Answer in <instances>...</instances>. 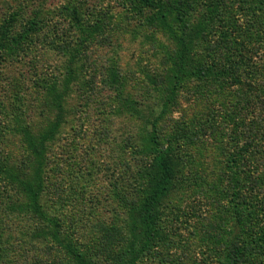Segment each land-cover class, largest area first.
Wrapping results in <instances>:
<instances>
[{
    "label": "rangeland",
    "instance_id": "1",
    "mask_svg": "<svg viewBox=\"0 0 264 264\" xmlns=\"http://www.w3.org/2000/svg\"><path fill=\"white\" fill-rule=\"evenodd\" d=\"M122 1L0 0V25L13 12L20 15L10 36L28 27L30 18L36 17L39 21L37 31L30 33L29 40L0 49V180L12 185L7 196L23 202L20 188L6 179L2 169L11 171V175L31 172L22 130L27 129L31 134L46 131L56 114L46 87L51 79L60 82L63 78L65 54L50 46L47 40H57L65 34L62 40L74 45L79 32L66 8L75 7L84 20L103 21L94 37L87 41V48L84 45L88 59L95 60L101 74L92 79L91 74L79 71L71 81L63 104L64 121L46 149L42 194L46 215L56 223L58 232L61 230L66 239L75 238L83 249H91L110 238L113 241L118 234L123 236L118 241L121 242L134 224L136 210L129 202L142 194L141 187L131 191L134 178L143 183L138 179L141 162L131 154V149L133 145H144L149 126L155 121L158 146L170 143L174 148V179L158 208L160 238L139 257L137 264L222 262L227 241L236 234H240L241 241L264 234V204L260 202L261 197L256 198L263 192L260 183L264 180V139L252 150L234 145L231 138L239 136L243 127L234 123L233 118H221L223 111L214 106L213 111L210 99L217 101L218 107L222 102L216 96L224 102L235 99L239 104L242 93L250 107L245 104L236 117L250 121L253 127L252 123L260 120L252 108L257 95L251 94L248 88L229 87L212 80L208 85L210 99L203 100L182 91L177 94L173 107L172 103L162 109L158 96L148 105L144 74L148 69H154L156 74L168 71L166 54L172 52V44L150 23L130 14ZM216 5L221 10L220 18L214 19V28L219 33L206 36L197 47L202 50L219 37L229 49L221 48L216 63L222 64L230 58L232 67L227 75H233L234 71L256 74L254 79L263 90L264 3L216 0ZM223 34L227 41L221 37ZM200 56L208 64L211 62L206 55ZM105 77L109 79L104 82ZM122 79L125 84L120 86ZM245 135H242L244 139ZM235 148L243 160L246 156L251 159L234 173L230 153ZM142 159L146 163L148 156L144 154ZM252 159L253 168L262 173L256 178L244 174ZM233 189L240 190L241 194L235 214H231ZM22 213V219L17 214L12 221L16 228L3 232L10 236L9 245L18 250L21 235L27 241L30 264L37 258H58L65 262L54 249L45 254V246L50 248L51 241L36 239L37 232L47 223ZM26 222H33L35 226ZM214 244L217 247L210 251ZM111 246L113 252L123 249L114 242ZM251 251L247 264H264V244Z\"/></svg>",
    "mask_w": 264,
    "mask_h": 264
},
{
    "label": "trees",
    "instance_id": "2",
    "mask_svg": "<svg viewBox=\"0 0 264 264\" xmlns=\"http://www.w3.org/2000/svg\"><path fill=\"white\" fill-rule=\"evenodd\" d=\"M259 1L261 4L264 3V0ZM122 2L125 3L130 14L138 15L142 21L150 23L155 30L166 36L169 45L172 44V52L166 54V70L168 71H165L163 74H156L154 69L146 68L150 70L149 72H145L143 78L144 93L147 95L145 98L149 100L148 105L156 101V97L158 96L162 103V109L169 108V105L172 103L173 107L176 103L177 94H180L182 91L188 93L187 95L201 97L203 100L205 98L210 99L208 97L210 90L208 85L212 80L216 81L217 84L229 87L248 88L251 94L257 95L252 108L255 109L253 114H257L256 116L260 120L252 123L253 127L250 126V121L245 122L244 118L236 117L245 104L250 107L249 100L246 101L243 98L245 95L243 96L242 93L239 94L241 96L239 97V104L234 101L235 99H229L224 102V99L216 96L222 102L220 103V107H218V102L216 101V104L212 100L213 98H211V108L213 111V106L218 108L219 111L222 110L224 116H221V118L225 120L233 118L234 123L243 127L242 130L240 129L239 136L231 138L234 145L240 144L242 147L245 146L246 149L252 150V147L255 148L257 143L261 144V140L264 139V89L262 90L260 84L254 79L256 74H250L248 71L245 73L234 71L233 75H227L232 67L230 58L222 62V64L220 62L216 63L217 57L221 55V48H223V51L225 48L229 49L226 43H222L219 40V37L214 43L212 42L203 46L202 50L197 47L201 45V41L206 36H213L219 33L217 28H214V19L220 18L221 14V10H218L216 5V0H123ZM66 9L68 14L72 15L73 24L79 32L74 45L69 44L68 40H65V42L62 40L65 34L57 40H47L48 43L50 42V46L65 54V74L63 78L60 82L56 78L51 79L46 87V92L50 95L52 104L56 108V114L46 131L31 134L27 129L22 130L23 142L31 159V172L20 175L14 173L11 175V171L2 169V172L7 177L6 179H9L11 183L20 188L24 200L23 202L18 201L17 198L13 200L10 196H7L12 185L0 180V183H2L0 184V236L4 237L0 238V264H30L29 260L27 261L28 249L25 245L27 243L26 239L20 235L21 238L18 239L17 250L16 247L13 248L9 245L8 238L10 236L4 234L6 231L11 232L12 229L16 228V226L12 225V221L17 214L22 219L20 216V214H23L22 212H25L32 220L38 219V221L47 223L46 226H43V229L37 232L36 239H41L42 237L51 241V245L48 246L50 248L45 246V249H47L45 254H50L51 250L54 249L65 260V262H60L58 258H37V261H31L33 264L35 262H39V264H111L112 258H115L113 264H137L139 257L157 242V238H160L158 208L161 200L170 191L174 179L173 164L175 160L172 156L174 148L171 147L170 143L167 146H163V144L158 146L160 141L158 140L159 137L157 138L155 134L157 128L154 123L155 121L149 126L147 137L144 141V145L147 148L144 150V145L141 143L139 146L133 145L131 149V154L136 155V160L141 162V171L138 179L143 180V183H138L136 178H134L131 191L133 192L135 188L141 187L140 193L142 194L137 198H133L132 202H129L133 209L135 208L136 210L135 219L131 228L128 225V234L125 235V238L121 242L118 241L123 236L118 234L114 236L113 241L110 238V240L103 241L101 244L91 246V249L95 250V252L93 250L91 252V249H83V247L75 242V238L68 236L66 239L65 235L61 234V230L58 232L55 229L56 223L52 222V219L46 215L43 209V168L46 162V149L64 121V114L62 113L64 111L63 104L68 95V89H71V81L76 79L79 71L82 74H91V78H94L97 74H101V67L96 68L95 60L92 58L88 59L86 48L87 41L94 37L95 33H97L96 31L102 26L103 21L101 22V20L97 19L94 22H90L84 20L75 7L69 6ZM17 14L13 12L0 25V49H3L5 46L6 48H10L14 44L19 45L26 39L29 40L31 34L37 31V23L39 21L36 17H32L30 20H27L29 21L28 27L20 34H12L10 36L9 33L16 21V17H20ZM223 35L221 37H224L227 41V36ZM68 37L73 39L70 35ZM84 45H86V48ZM20 50L23 51L24 48ZM201 53L211 60L209 64L200 56ZM107 71V74H110V68H107ZM53 77L54 74H52ZM108 79L105 77L104 82ZM257 83L258 87H256ZM124 84L125 81L122 79L120 86ZM188 88L190 89L185 90ZM243 134H247V136L245 135V139L242 136ZM238 151L239 149L235 148L230 153V166L234 173L239 170L242 164H247L251 159H249V156H246V159L243 160L242 154ZM144 154L148 156L146 163L142 159ZM252 161L247 165L250 168L244 174L246 177L253 176L256 178V176H260L262 173L253 168L254 161ZM0 167H2L1 164ZM245 167L246 165H243V168ZM262 178H264V174ZM260 185L263 192L260 194L261 196L257 195L256 198L261 197L260 202L264 204V180L261 181ZM239 192L240 190L236 192L234 189L232 190L234 197L232 196L231 200V214H235V211L237 210L238 212L239 210L241 202V194ZM9 203L12 204L10 205ZM125 204H128V201ZM32 217L36 218L33 219ZM26 223H32L35 226L33 222ZM20 230L22 231L21 228L18 229V231ZM254 233L256 234V231ZM239 236L240 234L238 233L227 241L224 250L225 257L222 262L216 264H247L248 256L252 254L251 250L260 247V244H264L263 233L256 236L255 239L251 237L250 240L241 241ZM112 242L116 245H121L123 249L113 252L114 247L112 248L111 246ZM251 246L252 248H250ZM216 247L217 244H214L209 250L211 251ZM87 248H90V246ZM106 248L108 249L106 250ZM103 249L106 252L104 254L99 253Z\"/></svg>",
    "mask_w": 264,
    "mask_h": 264
}]
</instances>
